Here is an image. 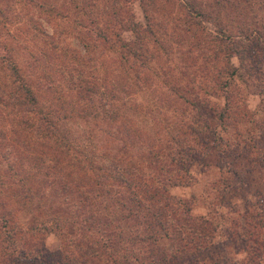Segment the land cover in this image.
Here are the masks:
<instances>
[{
    "label": "trees",
    "instance_id": "obj_1",
    "mask_svg": "<svg viewBox=\"0 0 264 264\" xmlns=\"http://www.w3.org/2000/svg\"><path fill=\"white\" fill-rule=\"evenodd\" d=\"M148 1L139 0L144 12L143 26L130 17L117 18L118 30L110 26L108 30L95 31L115 47L120 55V66L130 58L143 64L140 53L146 49L139 35L149 30V14L145 13L150 9ZM183 2L189 8V20L194 16L207 17L201 2ZM234 28L236 32L219 24L213 33L206 31L210 58H216L217 54L223 57L218 69L216 63L213 64L215 75L209 77V84L201 85L203 89L210 87L211 92L200 96L192 93V97H187L186 88L183 92L173 88L187 110H191L187 116L192 115V124L176 129L169 136L170 146L165 147L166 151L148 148L137 157L127 153V145L118 147L110 143L107 148L111 139L114 143L113 133L105 132L97 144H84L72 136L67 128L69 125L52 110L43 109L9 54H0V74L3 72L0 107L13 111L15 126L22 134L20 147L11 154L12 159L5 157L7 171L0 175V194L7 201L18 203L22 211L29 212L28 221L18 223L12 207L0 199V264H207L201 256L221 229L211 224L206 216L194 215L190 201L172 195L169 188L188 184L189 167L196 156L202 154L196 150V145L200 146V151L205 150L201 144L204 137L200 134L207 123L200 112H208V108L216 119L227 122L242 103L233 101L232 93L237 95L243 83L246 84L247 76H251L250 68L260 72L252 64L256 62L254 57L263 58L264 53L259 48L253 50L254 45H258L254 35L264 30L250 29L241 23ZM127 34L130 36L126 37ZM77 38L85 45L82 37ZM251 51H254L253 58ZM66 80L69 89L82 98V103L77 101L79 106L68 118L95 122L114 121L120 116L124 103L121 98L115 99L114 93L107 95L106 91L72 75ZM251 86L264 94L262 84L252 83ZM117 91L125 93L121 85ZM210 94H220L221 102L210 101ZM195 136L201 138L200 143L193 142ZM59 155L67 156L63 164L67 172L61 173L62 166H59L52 174L49 170L60 162ZM37 176L41 177L39 188L31 184ZM42 188H47L49 194L40 190ZM52 189L73 201L74 209H61L53 199L41 207L39 199L52 198ZM216 215L222 216V213ZM230 223L231 226L223 230L238 244L236 253H244L241 264L264 263V206L259 208L246 203L239 218ZM44 233L56 235L58 245L54 250L46 249Z\"/></svg>",
    "mask_w": 264,
    "mask_h": 264
},
{
    "label": "rangeland",
    "instance_id": "obj_2",
    "mask_svg": "<svg viewBox=\"0 0 264 264\" xmlns=\"http://www.w3.org/2000/svg\"><path fill=\"white\" fill-rule=\"evenodd\" d=\"M196 1L202 3L206 18L194 16L189 20V8L183 0L148 1L150 9L145 13L151 21L149 30L139 35L146 49L140 53L143 64L130 58L120 66V55L115 47L95 31L108 30L110 26L118 30L117 18L130 17L143 26L144 12L139 0H0V54H9L43 109L56 113L69 125L71 135L82 143L97 144L106 133H113L114 143L111 139L107 148L110 143L118 147L127 145V153L133 157L146 153L148 148L163 152L170 146L169 136L191 123L192 115L187 116L191 110H187L173 88L180 92L186 88L187 97H192V93L206 95L212 89H203L201 85H208L209 77L215 75L213 64L216 63L218 69L223 63L221 54L210 58L206 31L213 33L220 24L236 32L234 27L240 23L250 29L264 30V0ZM78 36L84 39L85 45ZM107 36L113 40L111 34ZM254 36L258 45H254L253 50L259 48L264 53V32ZM253 53L251 51L252 58ZM254 58L257 63L252 65L260 72L250 68L251 76H247L246 84L243 83L237 95L232 93L233 101L242 103L227 122L216 119L208 108V112H200L207 123L200 134L204 137L201 144L205 150L200 151V146L196 145V150L202 154L196 156L189 167L188 184L169 188L172 195L190 201L194 215L206 216L221 229L201 256L207 264L216 261L241 264L244 253H236L238 244L228 238L223 229L231 226L230 220L239 218L246 203L259 208L264 206V94L251 86L252 83L264 86V71H261L264 57ZM70 75L99 87L98 90L106 91L107 95L114 93L115 99L121 98L124 104L120 116L114 121L95 122L68 118L79 106L77 101L82 103V98L69 89L66 79ZM2 77L3 72L0 79ZM120 85L125 93L117 91ZM209 97L212 102H221L220 94ZM14 120L12 110L0 107V175L7 171L5 157L12 159L11 154L19 149V141H22ZM194 138L193 142L201 141L199 136ZM59 157L60 162L49 170L52 174L59 166H62L61 173L67 172L63 167L67 156ZM40 182V176L31 180L35 188L42 185ZM40 190L49 194L47 188ZM51 194L52 198L39 199L41 207L53 199L61 209H74L73 201L58 190L52 189ZM0 199L12 207L18 223L28 221L29 212L22 211L18 203L7 201L1 194ZM218 212L222 216L216 215ZM43 242L48 250L58 245L53 233H44Z\"/></svg>",
    "mask_w": 264,
    "mask_h": 264
}]
</instances>
